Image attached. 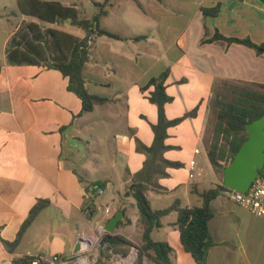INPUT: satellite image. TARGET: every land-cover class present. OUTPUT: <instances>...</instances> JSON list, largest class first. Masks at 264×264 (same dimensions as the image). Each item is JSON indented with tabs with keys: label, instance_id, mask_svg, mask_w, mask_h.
Instances as JSON below:
<instances>
[{
	"label": "crops",
	"instance_id": "crops-1",
	"mask_svg": "<svg viewBox=\"0 0 264 264\" xmlns=\"http://www.w3.org/2000/svg\"><path fill=\"white\" fill-rule=\"evenodd\" d=\"M44 1L74 7L81 16L82 8L75 1ZM115 1L110 0L105 18L114 14ZM148 1L152 16L167 18L171 24L149 34L136 24L105 28L122 39L96 38L84 76L90 93L108 101L82 115V100L68 90V78L44 64L12 65L7 48L24 22L80 39L85 38V31L70 20L50 24L26 15L19 0H0V20L7 24L0 26V264H28L27 258L38 256H76L81 239L95 236L104 222L107 206L112 216L121 210L126 216L112 235L124 236L137 247L142 244L144 229L130 188L147 161L137 149V139L152 146V126L159 118L157 105L148 98L155 88L143 91L142 87L167 69V92L174 98L166 105L167 118L198 111L169 128L164 158L182 166L167 168L168 176L154 178L157 188L148 191V199L154 210L166 209L177 200L182 207L201 206L197 192L212 188L204 184L201 171L210 166L205 132L216 88L225 82L264 84V54L241 44L211 40L219 31L264 44V1ZM141 6L143 13H149ZM216 6L221 9L217 17L203 14V9ZM141 36L146 38L138 39ZM193 161L197 170L191 179ZM97 182L107 184L98 199L102 210L95 207L88 215L86 207ZM41 200H49V207L19 246L8 250L5 242L15 241ZM212 208L209 230L214 246L208 264H264V220L225 195L216 198ZM177 221V212L165 216L152 238L175 250L174 264H198L181 242Z\"/></svg>",
	"mask_w": 264,
	"mask_h": 264
},
{
	"label": "trees",
	"instance_id": "trees-1",
	"mask_svg": "<svg viewBox=\"0 0 264 264\" xmlns=\"http://www.w3.org/2000/svg\"><path fill=\"white\" fill-rule=\"evenodd\" d=\"M96 6L98 13L91 19H87L81 18L80 12L76 8L64 6L60 2L19 0V8L22 13L35 16L42 22L50 24H64L66 20H70L71 25L83 29L86 36L80 39L55 29H42L39 24L34 22H24L22 28L10 40L7 48L8 62L12 65L44 64V66L59 70L68 78V90L82 100V115L92 111L95 106L108 101L106 98L90 93L84 76V69L90 60V49L95 39L100 36L122 39L121 35L101 26L103 18L109 14L110 0L97 3ZM139 6L142 7L141 4ZM202 11L205 16L215 18L220 14L221 9L220 6H216L205 8ZM145 38L146 36L138 37V39ZM219 40L229 44L247 46L254 49L258 55L264 54V44H258L249 37H227L217 31L211 41ZM1 69L0 66V71ZM169 73L170 70L167 69L160 76L151 78L149 83L142 87L143 91H147L150 87L155 88L148 98L151 103L157 105L159 113L158 123L152 126L155 135L152 146L148 147L137 139V149L147 156V161L144 170L135 176L136 180L130 188L131 195L136 200L140 222L144 229L142 244L137 247L124 236L107 234L99 250L100 264L104 258L113 253L129 254L132 247H137L139 251V257L135 264H145V262L174 264L175 250L168 243L155 242L152 238L153 230L161 228L162 219L172 212L178 213L177 225L180 230L181 242L186 251L193 256L198 264H208V253L214 246L209 230V222L214 217L212 203L228 188L222 183L203 193L197 192L202 198V205L194 207H182L180 201L177 200L166 209L154 210L148 199V191L153 187L157 188V184L153 182L154 178L168 176L167 168L182 166L181 163L171 162L164 158V153L169 149V146L166 145L169 128L179 125L187 118L196 116L198 111V109H194L174 120L167 118L166 105L174 100L167 92L166 80ZM257 85L259 90L249 87H232L234 95L231 100H227L221 93H217L212 102L211 108L216 111L217 118L207 156L209 164L223 175L226 166L249 137L247 124L264 115V84L257 83ZM223 161L226 162L225 165L222 164ZM106 185L105 182H97L93 188L98 186L105 188ZM92 190L91 193L94 192V189ZM49 205V200H41L31 209L15 241L5 242L8 250L13 251L19 246L36 218ZM123 219L118 226L123 223ZM33 259L27 258L25 263L30 264Z\"/></svg>",
	"mask_w": 264,
	"mask_h": 264
},
{
	"label": "built area",
	"instance_id": "built-area-1",
	"mask_svg": "<svg viewBox=\"0 0 264 264\" xmlns=\"http://www.w3.org/2000/svg\"><path fill=\"white\" fill-rule=\"evenodd\" d=\"M197 153L200 151L197 150ZM197 164L193 161L190 164V178H195ZM94 192L91 193V200L86 207V213L90 215L95 210V199L105 194L106 189L103 187H94ZM231 201L244 208L252 215L264 220V165L260 170L259 175L254 180L250 188L246 192H241L233 189H227L224 192ZM104 222H102L93 237H84L80 252L73 257L55 255L52 257L38 256L34 258L30 264H100V247L104 243V238L109 234L105 230L106 223L112 217V210L109 206L104 207ZM95 251V254L93 253ZM93 254V255H92ZM139 257L137 247H132L129 254L113 253L111 256L104 258L101 264H135Z\"/></svg>",
	"mask_w": 264,
	"mask_h": 264
},
{
	"label": "rangeland",
	"instance_id": "rangeland-1",
	"mask_svg": "<svg viewBox=\"0 0 264 264\" xmlns=\"http://www.w3.org/2000/svg\"><path fill=\"white\" fill-rule=\"evenodd\" d=\"M69 1H75L81 6L82 8L81 18H92L95 14L98 13V8H96V6L93 5V2L102 3L105 0H69ZM115 3L116 5L114 9V14L109 18H103L101 22V26L103 28L109 27L110 29L111 28L125 29L124 28L125 25L136 24L135 27L137 29H143L145 32L144 34H149V32L152 31V29H155L156 32H158V29H164L167 25H169V23L171 24V22L167 18L156 19L152 16L151 7H150V3H152L151 1L149 2L148 0H116ZM176 3H181V2H176ZM138 4H142L144 8H146L149 11V13H143L139 9ZM134 14L138 15V20L136 19ZM4 25L7 24H5L4 21L0 20V26H4ZM194 25L197 27V24ZM235 86L249 87L251 89H256V90L260 89L257 83L225 82V83H220L217 86L215 95H217V93H221L225 99L231 100L234 95V91L232 90L233 89L232 87ZM216 118H217L216 111L211 110L206 120V132H205L206 138L208 140V142L206 143L208 149L212 141L213 130L216 124ZM222 164L225 165L226 162L223 161ZM201 174H202L201 178L203 179L204 184L208 188L209 187L214 188L217 185L223 183V178H224L223 174L217 172L211 165L207 169L203 168ZM99 198L100 197L94 200L95 207L97 208L98 211L102 210L101 203H99L98 200ZM93 253L95 254V251ZM73 263L74 262H72L71 264Z\"/></svg>",
	"mask_w": 264,
	"mask_h": 264
},
{
	"label": "water",
	"instance_id": "water-1",
	"mask_svg": "<svg viewBox=\"0 0 264 264\" xmlns=\"http://www.w3.org/2000/svg\"><path fill=\"white\" fill-rule=\"evenodd\" d=\"M249 137L242 144L234 158L226 166L223 175L225 187L246 192L259 175L264 165V115L246 126ZM125 212L119 211L105 225V230L113 234L123 219ZM83 239L76 247L80 252Z\"/></svg>",
	"mask_w": 264,
	"mask_h": 264
}]
</instances>
